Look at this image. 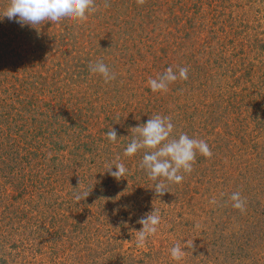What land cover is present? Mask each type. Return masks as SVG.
I'll list each match as a JSON object with an SVG mask.
<instances>
[{
  "label": "rangeland",
  "instance_id": "obj_1",
  "mask_svg": "<svg viewBox=\"0 0 264 264\" xmlns=\"http://www.w3.org/2000/svg\"><path fill=\"white\" fill-rule=\"evenodd\" d=\"M94 6L33 26L0 15V264H264V0ZM97 61L116 79L91 73ZM168 67L188 79L152 92ZM157 114L212 152L162 196L143 150L124 156L131 130ZM120 162L117 180L108 170ZM153 209L161 223L138 245Z\"/></svg>",
  "mask_w": 264,
  "mask_h": 264
},
{
  "label": "clouds",
  "instance_id": "obj_2",
  "mask_svg": "<svg viewBox=\"0 0 264 264\" xmlns=\"http://www.w3.org/2000/svg\"><path fill=\"white\" fill-rule=\"evenodd\" d=\"M93 11H95L94 0H9L0 15L21 26H33L45 21L59 22L65 18L85 20ZM90 71L99 74L106 83L116 79L115 73L103 61L90 65ZM188 73V67H179L177 71H174L173 67H168L162 74L149 78L147 84L152 92H166L170 84L178 80H187ZM174 127L170 117L154 115L146 123L131 130L134 135L124 149L126 157H133L143 150L144 154L139 166L147 173L149 179L155 182L154 192L158 196L167 192L168 184L182 183L185 175L192 172L198 153L206 157L212 155L206 141L190 137L186 133L174 136ZM105 135L110 142L119 140L117 132L112 128ZM113 169L115 171H112ZM127 171L123 162L117 163L108 170L117 180H120ZM75 199H81V195L75 194ZM230 200L234 209L241 212L245 210L246 201L239 192H233ZM210 203L216 204L217 201L213 199ZM138 223L142 227L135 232L138 233V245H142L150 235L157 232L161 216L153 209L139 219ZM183 243L186 244L187 241ZM185 255L186 251L181 242H177L170 249V256L175 261H180Z\"/></svg>",
  "mask_w": 264,
  "mask_h": 264
}]
</instances>
